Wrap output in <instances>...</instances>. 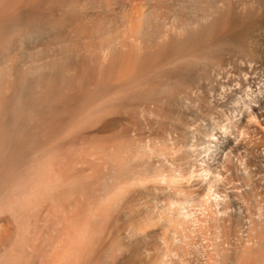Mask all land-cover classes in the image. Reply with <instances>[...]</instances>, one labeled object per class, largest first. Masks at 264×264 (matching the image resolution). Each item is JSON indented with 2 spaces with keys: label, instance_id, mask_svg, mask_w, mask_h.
<instances>
[{
  "label": "rangeland",
  "instance_id": "rangeland-1",
  "mask_svg": "<svg viewBox=\"0 0 264 264\" xmlns=\"http://www.w3.org/2000/svg\"><path fill=\"white\" fill-rule=\"evenodd\" d=\"M0 264H264V0H0Z\"/></svg>",
  "mask_w": 264,
  "mask_h": 264
},
{
  "label": "bare ground",
  "instance_id": "bare-ground-1",
  "mask_svg": "<svg viewBox=\"0 0 264 264\" xmlns=\"http://www.w3.org/2000/svg\"><path fill=\"white\" fill-rule=\"evenodd\" d=\"M10 1L11 0H2V2L4 3V4H9L10 3ZM110 6V5H109ZM136 8H134V10H132L131 9V14L130 15H128L127 17H126V20L124 19V23L122 24V26H120L121 27V29L118 31V32H120V36H118V35H116V39L115 40H118V42L119 41H121L120 39H128V40H130V41H132L133 43L135 42V41H137L138 42V40H136V38L138 37L137 36V34L139 35V33L141 32V30L142 29H144L147 25H146V23L144 24L143 23V18H144V9H143V7H137V6H135ZM104 8V7H103ZM166 9V8H165ZM126 15V14H125ZM166 16V15H165ZM160 20V19H159ZM162 20V19H161ZM167 20V19H166ZM144 22H145V20H144ZM160 22V21H159ZM226 22V21H225ZM153 23V22H152ZM158 23V22H157ZM161 23H163V20H162V22ZM148 24V23H147ZM155 24V23H154ZM163 24H165V23H163ZM157 25V24H156ZM162 25V24H161ZM102 28V27H101ZM148 28V27H147ZM150 28V27H149ZM119 29V28H118ZM149 30V29H148ZM148 30H147V32H148ZM55 31H56V33H57V36L60 38V37H62L63 35H64V29H63V27H60V26H56L55 27ZM144 31H146L145 29H144ZM161 31V30H160ZM161 33V32H160ZM167 33V32H166ZM105 34V33H104ZM106 35V34H105ZM140 35H141V33H140ZM139 35V36H140ZM167 35V34H166ZM154 36V35H153ZM108 38V37H107ZM114 38V37H113ZM166 38V37H165ZM99 39H101V37L99 38ZM102 39H103V37H102ZM101 39V40H102ZM140 39V38H139ZM114 40V41H115ZM124 40V41H125ZM98 41V40H97ZM109 42V41H108ZM107 42V43H108ZM111 42V41H110ZM139 42H141V41H139ZM104 43V42H103ZM103 43H100V44H102L103 45ZM157 43V42H156ZM98 44V43H97ZM135 44H137V43H135ZM101 45V46H102ZM109 46H110V44H108ZM115 45V44H114ZM98 46V45H97ZM141 46V45H140ZM106 47H107V45H106ZM111 47V46H110ZM152 47V46H151ZM108 49V48H107ZM106 50V49H105ZM189 51V50H188ZM20 52V51H19ZM99 52V51H98ZM102 54V53H101ZM108 54V53H107ZM106 54V55H107ZM145 54V53H144ZM106 55H105V52L103 53V60H106ZM109 55V54H108ZM108 57V56H107ZM112 57V56H111ZM198 57H199V55H198ZM185 59V58H184ZM136 60V59H135ZM134 60V61H135ZM176 60H177V58H176ZM175 60V61H176ZM110 61V60H109ZM105 62V61H104ZM177 62H181L180 64L182 65V66H187L189 63L187 62V60H183V57H182V59L181 60H177ZM121 63V62H120ZM171 63V62H170ZM178 63V64H179ZM172 64V63H171ZM176 64V63H175ZM133 65V64H132ZM167 65V64H166ZM173 65V64H172ZM179 66V65H178ZM181 66V67H182ZM128 67V66H127ZM180 68V67H179ZM124 69V68H123ZM122 69V70H123ZM156 69V68H155ZM181 69H183V68H181ZM117 71H118V69H117ZM34 72V71H33ZM124 73V72H123ZM161 75V74H160ZM161 76H163V74L161 75ZM143 78H144V76H143ZM138 79V78H137Z\"/></svg>",
  "mask_w": 264,
  "mask_h": 264
}]
</instances>
